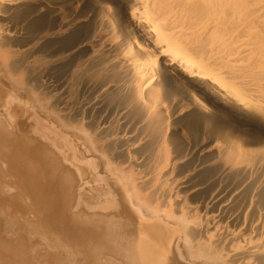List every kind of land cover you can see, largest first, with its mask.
<instances>
[{
  "label": "bare ground",
  "instance_id": "bare-ground-1",
  "mask_svg": "<svg viewBox=\"0 0 264 264\" xmlns=\"http://www.w3.org/2000/svg\"><path fill=\"white\" fill-rule=\"evenodd\" d=\"M17 182L60 252L73 233L99 264H264V0H0V213L27 219ZM217 186L232 229L193 205ZM4 214L12 256L45 244Z\"/></svg>",
  "mask_w": 264,
  "mask_h": 264
},
{
  "label": "rangeland",
  "instance_id": "rangeland-1",
  "mask_svg": "<svg viewBox=\"0 0 264 264\" xmlns=\"http://www.w3.org/2000/svg\"><path fill=\"white\" fill-rule=\"evenodd\" d=\"M88 52H90V50H89ZM88 52H87V53H88ZM68 87H69V85H68ZM80 87H81V85H79V86H78V85H77V86H76V85H73V86L71 85V89H70V91H71L72 94L69 95V98H71V99H70V102H72V103H71L72 105H74V106H76V107H80V108H82L83 105H84V103H85V100H84V98H82L81 95H79ZM75 93H76V94H75ZM75 96H76V97H75ZM78 97H79V98H78ZM73 101H74V102H73ZM185 134L188 135L187 132H185ZM191 174H192V173H189V174H187L188 177L181 178L180 180H178V182H180V184H181V185L178 187V189H179V193H180L181 196L185 197L186 199H189V197H192V193H194L195 190H196V191L200 190V189H191V188L186 187V186H187L188 179H189V177L191 176ZM226 184H227V183H226ZM220 186H224V183L221 184ZM221 190H222V187H218V186H217L216 189L211 193V195H210L209 198L207 199V203H206V204H203V205H202V204H200V203H196V202H194L193 205H194L195 207H198V206H199V207L201 208L202 213H207V214H208V220H209V221H212V220H213V221H215L216 223H218V224L221 225V226H225V225H226L229 229H232V228H233L232 221H231V220L229 221V220L227 219L229 216H228L226 210H228V209L231 207V205H232L231 201L233 200V196L230 197V196H231V193H230L229 195H227V196H223V194L220 192ZM19 193H20V192H19ZM21 195L24 196L23 194H21ZM220 198H223V199H226V200H225L224 202H221L222 200H220ZM218 201H220V203H219L216 207L212 206V205L216 204V202H218ZM199 207H198V208H199ZM26 209H28L27 216H28L29 214L32 216V217H31V216L29 215L30 217H29V218L27 217L28 220H27L26 217H25L27 210H25L26 212L23 210V211L25 212V214H24V212H23V214H24V217H25L26 220L23 218V216L20 215V214L22 213V211L19 212L18 216H17V213H16V215H15V214H11L12 216H17V217H15L16 220H15V219H12V217H9L10 214H4L3 212L0 213V219H2V215L4 214V215L6 216V217H4V219L6 218V219L8 220L7 217H9V220L12 219V220L18 221L17 218L20 217L21 219L23 218V220H25V221H22V220H19V221H22V223H24V222H26V221H31V219H32V221H33V220L35 219V217L37 218L38 216H39V217L41 216V214H38V212H40V211H38V212L35 211V210H37V208H36V209H35V208H34V209H33V208H32V209L26 208ZM29 212H30V213H29ZM36 212H37V213H36ZM36 214H37V216H35ZM20 218H19V219H20ZM30 218H31V219H30ZM49 218H50V217H49ZM229 218H231V216H230ZM37 219H38V218H37ZM40 219L43 220L42 217H40ZM40 219H38V220H39V222H41V223H39V222L35 219V223H36V226H37V227H39V226L43 223V221H41ZM118 219H119V218H118ZM118 219H117V220H118ZM12 220H11V221H12ZM32 221L30 222L31 224L25 223L24 225L21 224V223L19 222L20 230L22 229V231H23V232L21 231V232L23 233V235H22V233H20V234L23 236V238H22L23 240H24V238L27 237V236L25 237L24 235H25V234L27 235L28 231H30V229L32 230L33 227L35 228V225H34L33 227H32V226H29L28 231H27V229H26V228L28 227V225H32V224H34V223H32ZM36 221H37V222H36ZM33 222H34V221H33ZM17 223H18V222H17ZM37 223H39V224L37 225ZM45 223H46V222H44L43 224L45 225ZM48 223H49V225L47 224L48 226H50V224L53 225V223H50V222H48ZM43 224H42V225H43ZM13 225L15 226V223H14ZM16 225H17V224H16ZM21 225H22V226H21ZM25 225H27L26 228H25ZM47 225L44 226V227L42 226V228H41V226H40V228H41V233H42V230L45 231V232H47L46 234L49 233L50 238H49L48 235H45V236H44L45 233L43 234V236H44V238H46V236H48L47 240L45 241V244L48 243V239H49V241H50L51 243H48V244H51V245H52L53 243H52V241H51V235L55 233V231H54L55 228L53 227L54 229H52V232H53V233H52L51 230H50L52 226H50V228H49ZM17 226H18V225H17ZM54 226H57V224H54ZM21 227H22V228H21ZM18 228H19V227H18ZM40 228H39V231H40ZM44 228H46V229H44ZM24 229H26L25 231H26L27 233L24 232ZM56 229H57V227H56ZM18 230H19V229H18ZM18 230L15 229L16 234H14V236H15V240L17 241V242H16V245H17V243H18L17 237L20 236V235L17 234V233L20 231V230H19V231H18ZM6 231H7V230H6ZM13 231H14V229H13ZM13 231H12V232H13ZM15 231H14V232H15ZM35 231H36V230H35ZM63 231H64V233H66L65 231H67V232H71V231H69V230H63ZM73 231H75V230H73ZM7 232L9 233V232H11V230H10V231H7ZM7 232H6V235H7L6 238H7L8 241H9V240L12 239L14 236H13V234L11 235L10 233H9V234H10L11 236L8 235ZM58 232H60V230H58ZM58 232H56L55 234H57ZM80 232H81V231H80ZM0 233H1V230H0ZM33 233H35V235H36V232H33V231H32L31 233L29 232L30 235H32ZM39 233H40V232H39ZM74 233H76V232H74ZM81 233L83 234L84 231L81 232ZM81 233H78V234H80V235L82 236V238H83V235H85V234L82 235ZM2 234H3V232H2ZM4 234H5V232H4ZM59 234H60V233H59ZM61 234H62V233H61ZM66 234H67V235H65L66 237H67V236H70V234H71L70 238H72V241L74 242V238H75L76 236L73 238V237H72V234H73V233H70V234H69V233H66ZM16 235H18V236H16ZM30 235H28V237L26 238V239H27V242H31V243H35V244H36V239H38V238H41V240L43 239L42 237H39V236H41V235H40V234L38 235V233H37L36 236L33 234L34 239H35V237H36L35 240L33 239V236H30ZM73 235H75V234H73ZM0 236H1V235H0ZM2 236H3V235H2ZM8 236H10V239H9ZM22 236H21V237H22ZM52 236H53V235H52ZM54 236H55V235H54ZM57 236H58V235H56V237H55V241H57L58 239L60 240V238H57ZM61 236L63 237V234H62ZM61 236H60V237H61ZM29 237L32 238V241H31V239H30ZM37 237H38V238H37ZM1 238H3V237H1ZM28 238L30 239V241H29ZM52 238H53V237H52ZM56 238H57V239H56ZM70 238L67 237V238H64V240H63V239H61V240H63L64 242H66L65 240L67 239V242H66V244H67L68 241H69L68 239H70ZM79 238H81V237L79 236ZM3 239H5V236H4ZM3 239H2V241H1V239H0V244H1V245H0V249H1V250H0V253L3 251L2 249H4L6 252L9 251L8 248H9L10 243L7 245L8 242H7L6 239H5V241H6V245H5V248H4V242H5V241H3ZM12 240H13V242L10 241V242H11V245H12V244H15L14 239H12ZM44 240H45V239H44ZM44 240H43V241H44ZM52 240H53V239H52ZM59 240H58V241H59ZM61 240H60V241H61ZM19 241H20V240H19ZM21 241H22V240H21ZM24 241H25V240H24ZM38 241H40V239H38L37 242H38ZM53 241H54V240H53ZM72 241H71V242H72ZM75 241H77V239H75ZM80 241H81V243H82L83 245H84V242L87 243V244L89 243L88 240H87V242H86V241L80 239ZM80 241H79V243L76 242L75 244H74L73 242H72V243L69 242V243L74 244V245H71V244H67V245H68V246L71 245V246H74V247H72V248H73V249H72V248H70V247H71V246H70L68 250L71 251V249H72V250L74 251V249H75L74 252L77 253V250H78L77 246H79V245L81 244ZM82 241H84V242H82ZM2 242H3V243H2ZM41 242H42V241L38 242L37 245H39V243H40V244L42 245V247L38 246V247L35 248V246H37V245H33L34 248H35V250L33 249V251H35V252H32V250H31L30 252L28 251V250L32 247V245H31V247L29 246L30 248L28 249V248L26 247V244H27L26 241H25V246H24V244H23L24 242L22 243V245L24 246V248H22V249H23V250H26V248H27L28 250H26V251L29 252L31 256H35V255H37L36 250H38V249L40 248L41 251L39 250L40 252H38V255H40V262L37 260V259H39L38 255H37L38 258L35 256L37 262H39L38 264H41V262H42V264H47V262H45V260H46V256H47V255H48V256H47V260H46V261H49V260L51 259V260L49 261V264H54V262H56L57 259H55L56 256L53 255V254H54V253H55V254L57 253V255H58L59 252H60V250H61V248L58 247L60 250L57 251V249H56V248H57V246H56L57 242H55L56 244H53L55 247L53 246L52 248H50L51 245H45V244L42 242V243L45 245V246H43V244H42ZM46 242H47V243H46ZM61 242H62V241H61ZM61 242H58L57 245L60 246L61 244H59V243H61ZM19 243H21V242H19ZM62 243H63V242H62ZM76 244H78V245H76ZM83 245H82V246H83ZM17 246H19V245H17ZM27 246H28V244H27ZM46 246H47V248H45ZM48 246H49V250H48ZM68 246L65 247V244H64V247L62 248V249H63L62 251L64 252V255H61V254L63 253L62 251L60 252L61 254L58 255V257H59V256H62V257H63V258L60 257V258L63 260V264H74V263H77V262H78L77 264H85V263L88 264V262H90V264H92L91 262H94V261H95L94 263L99 264L98 261H97V259L95 260V259L93 258L94 261H92L93 259L91 258V260H89L88 258L91 257V256L87 255V250H86V251H85V250L82 251V247H81V249H80V251L82 252L81 255H80V253H79L80 251L76 254V257H73L74 254H75V253L73 254V252H72L73 255H72V254L70 255L71 252L69 253V255H67V258H69L68 260H71V262H72V263H71V262L69 261V263H67V258H66L65 252L68 254V250H67V249L64 250V249H65V248H68ZM75 246H76V248H75ZM7 247H8V248H7ZM84 247H86V246H83V248H84ZM12 248H14V249H12ZM12 248L10 247L9 249H10V250L12 249L11 252L13 253V250H14V252L16 251V247H13V246H12ZM17 248H18V247H17ZM37 248H38V249H37ZM54 248H55V250H56L57 252H56V251H53ZM22 249H21V250H22ZM31 249H32V248H31ZM42 249H45V250H44V256H43L42 254H39V253L43 252ZM51 249H52V250H51ZM76 249H77V250H76ZM84 249H85V248H84ZM19 250H20V249H19ZM21 250H20V251H21ZM95 250L97 251L98 249L95 248ZM5 251H4V253H5ZM17 251H18V250H17ZM27 252H25V253L27 254ZM45 252H46V254H45ZM53 252H54V253H53ZM83 252H84V254L86 253L87 258H86L85 256L82 255ZM4 253H3V255L0 254V261H2V260H1L2 256H4V258L10 260L8 263H7V260H6V263H5V264H15V263H16V262H14L13 260L17 259V257L12 256V254L9 253V252H8L7 254H6V253L4 254ZM20 253H21V252H20ZM32 253H33V254L35 253V254L33 255ZM18 254H19V252H16V253H15V255H18ZM22 254H23V252H22ZM26 254H25V255H26ZM19 255H20V254H19ZM19 255H18V257H19ZM23 255H24V254H23ZM25 255H24V258L26 257ZM9 256H11V258L13 259V260H12L13 263H11V258H9ZM27 256H28V255H27ZM54 256H55V257H54ZM68 256H69V257H68ZM88 256H89V257H88ZM13 257H14L15 259H14ZM48 257H49V258H48ZM51 257H52V258H51ZM19 258H21V256H20ZM24 258H23V256H22L21 260H20V259H17V260H18V261H19V260H20V261H23L22 259H24ZM26 258H27V257H26ZM60 258H59L58 263L56 262L57 264L62 263V260H61ZM28 259H30L29 256H28ZM28 259H25L27 262L24 260L25 263H29V262H28ZM32 260H33V259H32V257H31V260H29V261L32 262ZM52 260H53V261H52ZM55 260H56V261H55ZM74 260H76L77 262L74 261ZM4 261H5V260H4ZM4 261H3L2 264H4ZM24 261H23V263H24ZM34 261H35V258H34ZM51 261H52L53 263H52ZM31 262H30V263H31ZM37 262H36L35 264H37ZM50 262H51V263H50ZM0 263H1V262H0ZM30 263H29V264H30ZM32 263H33V262H32ZM94 263H93V264H94ZM17 264H20V263L18 262ZM33 264H34V263H33Z\"/></svg>",
  "mask_w": 264,
  "mask_h": 264
},
{
  "label": "crops",
  "instance_id": "crops-1",
  "mask_svg": "<svg viewBox=\"0 0 264 264\" xmlns=\"http://www.w3.org/2000/svg\"><path fill=\"white\" fill-rule=\"evenodd\" d=\"M17 183H18V182H17ZM17 183H16V184H17ZM19 183H20V182H19ZM19 183H18L17 185H14V186H15L16 188H18L17 186H21V184H19ZM11 184H13V182H12ZM21 188H22V187H21ZM19 189H20V187H19L16 191L14 190V193L12 192V193H10L9 195H7V196L5 197V200H4V206H5V204H6L5 202H7V204H8V202H9V205H7L8 207H6V206H5V207H6V208H9V207L12 206L11 208H12V209L14 208V210H11V208H10L9 211L5 212V214H8V212H10V211H13V212H11V214H12V213L14 214V213H17V212H18V211L15 210V206H16V203H14L15 201L19 203V202H20L19 200H22V203H23V204L25 203V205H23L21 202H20V203L22 204V206H24V207L26 206L24 209H26V208L32 209L33 205H32V207L30 206V205H31L30 202H31L32 200H33V203H34V201L37 203V201H36L37 199H35V198H34V199H33V198H32V199L30 198L31 200H30V202H28V199H29V198L27 199V197L22 196V195H21L22 192H20ZM19 192H20V193H19ZM14 194H15V195H14ZM13 195L15 196V198H13V197H14ZM16 197H18L19 200H18ZM12 198H13V199H12ZM20 198H22V199H20ZM23 199L26 200V201L24 202ZM13 200H14V201H13ZM12 203H14L15 206H13ZM20 203H19V204H20ZM26 203H27L28 205H29V203H30V205L28 206ZM33 203H32V204H33ZM36 203H35V204H36ZM10 204H12V205L10 206ZM19 204H18L17 206L20 207L21 204H20V205H19ZM22 206H21V207H22ZM35 206H36V207H35ZM34 207H35V208H39L37 205H34ZM6 208H5V209H6ZM22 208H23V207H22ZM22 208H21V210H23ZM7 210H8V209H7ZM39 211H40V210H39ZM20 212H21V211H20ZM9 214H10V213H9ZM11 214H10V215H11ZM47 214H48V213H47Z\"/></svg>",
  "mask_w": 264,
  "mask_h": 264
}]
</instances>
